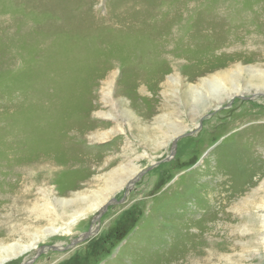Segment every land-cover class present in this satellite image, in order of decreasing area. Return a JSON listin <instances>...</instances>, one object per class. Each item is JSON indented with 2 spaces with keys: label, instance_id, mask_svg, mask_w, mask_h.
<instances>
[{
  "label": "rangeland",
  "instance_id": "374dc122",
  "mask_svg": "<svg viewBox=\"0 0 264 264\" xmlns=\"http://www.w3.org/2000/svg\"><path fill=\"white\" fill-rule=\"evenodd\" d=\"M11 244L0 264H264V0H0Z\"/></svg>",
  "mask_w": 264,
  "mask_h": 264
},
{
  "label": "bare ground",
  "instance_id": "6f19581e",
  "mask_svg": "<svg viewBox=\"0 0 264 264\" xmlns=\"http://www.w3.org/2000/svg\"><path fill=\"white\" fill-rule=\"evenodd\" d=\"M204 84H205V88L211 89L212 83L207 81ZM30 249H31L30 246H25L24 247V246H21V245L16 246V245H12V244L9 245V246L1 245L0 246V263H3L5 260H8V259H10L12 257L17 256V255H21V254H23L24 252H26V251H28Z\"/></svg>",
  "mask_w": 264,
  "mask_h": 264
},
{
  "label": "water",
  "instance_id": "95a60500",
  "mask_svg": "<svg viewBox=\"0 0 264 264\" xmlns=\"http://www.w3.org/2000/svg\"><path fill=\"white\" fill-rule=\"evenodd\" d=\"M92 235H93L92 231H89V232H87V233L81 235L78 239L74 240L69 246L65 247V249L67 250V249H68L69 247H71V246H74V247H75L77 244H79V243H81V242L87 240V239H88L89 237H91ZM48 249H49V248H48ZM50 249L60 251L62 248H59L58 246H56V247H52V248H50ZM65 249H64V250H65ZM45 251H46V250H44L43 252L45 253ZM41 252H42V250H41ZM26 264H29V263H26Z\"/></svg>",
  "mask_w": 264,
  "mask_h": 264
}]
</instances>
